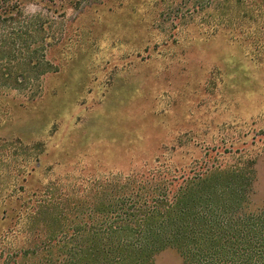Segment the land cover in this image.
<instances>
[{"label": "rangeland", "instance_id": "obj_1", "mask_svg": "<svg viewBox=\"0 0 264 264\" xmlns=\"http://www.w3.org/2000/svg\"><path fill=\"white\" fill-rule=\"evenodd\" d=\"M0 3L20 11L0 32L29 26L4 56L28 77L0 86V264L80 242L95 208L107 222L132 211L117 194L165 167L189 179L247 162L251 206L264 204V0ZM228 3L239 28L216 24Z\"/></svg>", "mask_w": 264, "mask_h": 264}, {"label": "trees", "instance_id": "obj_2", "mask_svg": "<svg viewBox=\"0 0 264 264\" xmlns=\"http://www.w3.org/2000/svg\"><path fill=\"white\" fill-rule=\"evenodd\" d=\"M19 12L14 4L0 3V25L14 22ZM231 12L228 3L216 24L239 28V16L234 20ZM28 27L0 32V86L28 77L26 68H14L4 57L19 55L25 45L17 43ZM7 97L0 89V101ZM155 173L162 177L129 181L127 192L117 194L115 199L133 197L132 211L113 214L107 222L106 212L95 208L97 219L88 215L72 234L80 242L54 241L39 252L45 257L36 255L31 263L20 257L15 264H155V255L165 249L176 251L182 264H264V204L251 206L255 172L247 162H213L189 179L177 177L176 168ZM92 217L99 220L95 225Z\"/></svg>", "mask_w": 264, "mask_h": 264}]
</instances>
